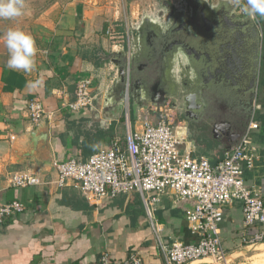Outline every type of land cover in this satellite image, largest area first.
I'll use <instances>...</instances> for the list:
<instances>
[{
  "label": "crops",
  "instance_id": "1",
  "mask_svg": "<svg viewBox=\"0 0 264 264\" xmlns=\"http://www.w3.org/2000/svg\"><path fill=\"white\" fill-rule=\"evenodd\" d=\"M261 19L264 29V17ZM28 33L36 41L37 53L36 67L27 75L7 68L8 51L4 39H0V203L19 201L25 207L24 212L0 223V264H96L103 254L114 262L137 254L145 264H167L157 245V229L169 243H195L197 237L186 220L194 202H178L166 193L154 204L150 219L137 192L96 203L74 183L64 187L57 184L55 162L85 161L115 143L124 146L128 116L122 94L114 85L118 70L113 61L128 43L106 37L99 18L91 19L86 7L75 3L53 5ZM262 59L251 116L241 114L236 121L235 116L219 112L218 102L205 95H199L198 103L203 108L198 116L194 110L190 117L182 108L172 106L171 94L180 89L181 83L175 81L179 62L169 55L164 61L162 89L158 84L163 61H156L153 76L144 72V88L152 97L149 102L141 100V105H131L130 121L139 129L146 119L156 122L166 118L182 143L180 149L193 157L207 158L213 166L223 162L250 123L257 122L259 128L251 132L250 142L253 163L250 166L244 162L242 168L247 187L264 197V44ZM192 71L194 75V65ZM146 77L150 79L146 81ZM85 79L92 81V104L81 111H70L68 105L76 100L77 84ZM157 85L162 92L154 91ZM157 96L165 102L154 104ZM32 100L39 101L45 111L38 124L29 118ZM227 122L233 123V134L241 135L235 143L228 138L227 128L223 127L227 133L222 131ZM40 130L50 135V152L46 155L40 149L31 152L30 136ZM17 173L36 176L41 184L14 188L11 180ZM220 228L229 259H239L249 250L243 245V237L251 233L247 235L241 203L225 207ZM257 230L264 233V224ZM205 262L220 264L210 258L193 264Z\"/></svg>",
  "mask_w": 264,
  "mask_h": 264
},
{
  "label": "built area",
  "instance_id": "2",
  "mask_svg": "<svg viewBox=\"0 0 264 264\" xmlns=\"http://www.w3.org/2000/svg\"><path fill=\"white\" fill-rule=\"evenodd\" d=\"M244 5L246 0H240ZM242 5V6H243ZM242 9V7H241ZM243 16H246L242 12ZM252 20L263 31L260 16ZM117 40L116 37H111ZM128 43L127 78L123 92L126 108L127 130L124 146L115 143L109 150L100 151L87 160L70 159L55 162L58 186L74 183L96 203L106 198L139 193L146 211L152 219L154 204L160 196L171 193L178 202L192 201L194 207L187 213L190 231L197 237L193 244L163 240L157 229V245L167 264H193L210 258L227 262L220 225L225 217V207L235 202L242 205L247 235L243 245H261L264 233L257 226L264 224V197L247 187L242 165H252L254 156L250 150L251 132L259 128L255 121L250 123L240 143L225 154L218 166H213L205 157H193L180 149L181 141L173 125L166 118L156 122L148 119L137 129L130 121L131 108V38H122ZM92 81L82 80L77 84L76 100L68 105L73 112L81 111L92 104ZM29 118L38 124L45 116L41 103L32 100L28 106ZM41 180L27 173H17L11 185L17 189L40 185ZM153 195V196H152ZM24 205L15 201L0 203V223L24 212ZM96 264H145L133 254L122 261L114 262L103 254Z\"/></svg>",
  "mask_w": 264,
  "mask_h": 264
},
{
  "label": "water",
  "instance_id": "3",
  "mask_svg": "<svg viewBox=\"0 0 264 264\" xmlns=\"http://www.w3.org/2000/svg\"><path fill=\"white\" fill-rule=\"evenodd\" d=\"M163 3L171 8L167 0ZM172 12L176 14L175 11ZM187 15L185 22L180 19L174 20L172 17L161 21L154 16H148L137 28V35L131 38L130 56L133 101L141 105V100L150 98V90L144 88L146 83L144 84L143 75L145 72L147 76L150 74L153 76L154 65L158 59L163 61V67L159 73L160 84H158L161 89L163 88L164 61L170 55L173 60L175 58L179 60V72L175 76V81L181 84L180 89L174 92H181L185 115L191 117L194 110L198 116L203 108L198 103L199 95H202L204 91H212L221 100L217 107L219 109L224 107L227 115L235 116L236 121L241 114L247 113L251 116L254 114V103L263 63V31L250 16H242L241 4L234 0L218 2L192 0ZM181 31H190L194 40L189 38L191 48L180 53L179 47L184 38H175V36ZM128 53L129 47L122 46L113 61L118 70L114 85L122 96L127 78ZM191 59L194 61L192 62ZM147 79L150 78L146 77L145 80ZM158 85L154 87L156 93L162 92L158 90ZM223 127L228 129V138L232 143L240 138L239 133L232 132L233 123L223 124L222 131L225 132ZM30 142L32 153H35L37 149L45 155L50 152V135L47 130L32 133Z\"/></svg>",
  "mask_w": 264,
  "mask_h": 264
},
{
  "label": "rangeland",
  "instance_id": "4",
  "mask_svg": "<svg viewBox=\"0 0 264 264\" xmlns=\"http://www.w3.org/2000/svg\"><path fill=\"white\" fill-rule=\"evenodd\" d=\"M164 0H25V14L13 20L0 19V39L11 28L29 32L34 22L55 4L75 3L86 7L88 17L98 19L102 30L108 38H133L137 28L148 16L164 21L161 16ZM177 3L178 0H167ZM218 2L220 0H213ZM237 2V0H234ZM159 16V17H158ZM243 16V15H242ZM167 19V18H166ZM107 25L104 30V25ZM123 97V96H122ZM134 103L132 102L131 105ZM249 249L239 259H227L229 264H264V245L246 246ZM226 264L225 261H219ZM203 264H214L205 262Z\"/></svg>",
  "mask_w": 264,
  "mask_h": 264
},
{
  "label": "clouds",
  "instance_id": "5",
  "mask_svg": "<svg viewBox=\"0 0 264 264\" xmlns=\"http://www.w3.org/2000/svg\"><path fill=\"white\" fill-rule=\"evenodd\" d=\"M246 15L264 17V0H246L242 6ZM25 14V0H0V19L13 20ZM8 51L7 68L31 74L36 67L37 45L34 37L19 28H11L4 34Z\"/></svg>",
  "mask_w": 264,
  "mask_h": 264
},
{
  "label": "flooded vegetation",
  "instance_id": "6",
  "mask_svg": "<svg viewBox=\"0 0 264 264\" xmlns=\"http://www.w3.org/2000/svg\"><path fill=\"white\" fill-rule=\"evenodd\" d=\"M191 3H192V0H178L177 3H175V2H171L170 3L171 8L167 7L163 3V8L161 10V14H162L161 16H163V19H166L167 17H172V19H174V20L178 21L180 19V21L185 22L186 21V17H188L187 12L189 11V5ZM237 3L241 4V1L237 0ZM172 11H175L176 14H179V15L174 14ZM175 38H184V39L181 40L182 44L179 47V52L180 53H181V51H184L185 49L188 50V49L191 48V46H190L191 42H190L189 38H192V33L190 34V31L189 32H182L181 31L179 35L175 36ZM171 92H173V91H171ZM180 93L181 92H173L171 94V96L173 95L174 98L171 100V102L173 104L172 106H174L175 108H177V107L180 108V109L182 108L184 110V113H185V109H184V106H183L184 105L183 104V99H181L182 95ZM203 94L205 95V97L208 96L210 99H213V100L217 101L218 103H221V100L218 97H216L215 93H213L212 91H204ZM151 97H152V95L150 96L149 99L148 98H144L142 101L149 102ZM163 100H164V98H161V97H159V98L156 97V98L153 99L154 104L155 103H159V102L164 103L165 101H163ZM132 102L134 103V105H138V102L137 101H133L132 96H131V103ZM219 112H222L224 115L227 114L226 113V109L224 107H221Z\"/></svg>",
  "mask_w": 264,
  "mask_h": 264
},
{
  "label": "trees",
  "instance_id": "7",
  "mask_svg": "<svg viewBox=\"0 0 264 264\" xmlns=\"http://www.w3.org/2000/svg\"><path fill=\"white\" fill-rule=\"evenodd\" d=\"M263 33H264V29H263Z\"/></svg>",
  "mask_w": 264,
  "mask_h": 264
}]
</instances>
